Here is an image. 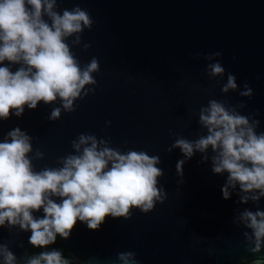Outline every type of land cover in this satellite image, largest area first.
I'll return each instance as SVG.
<instances>
[{
  "label": "water",
  "instance_id": "95a60500",
  "mask_svg": "<svg viewBox=\"0 0 264 264\" xmlns=\"http://www.w3.org/2000/svg\"><path fill=\"white\" fill-rule=\"evenodd\" d=\"M76 6L89 12L93 24L79 34V44L72 43L74 36L66 43L81 68L98 60L96 83L85 85L74 111L64 110L57 98L0 120V142L17 127L26 132L36 171L62 167L63 157L79 154L73 141L81 134L103 140L99 148L146 151L159 157L162 191L147 213L131 208L127 218L106 217L98 230L77 221L68 239L57 236L69 260L123 264L119 254L131 252L129 264H264V246L251 251L254 237L242 219L246 210L264 211V196L243 203L241 197L259 191L244 193L237 184L225 200L228 173L213 172L211 147L191 158L172 147L179 137L207 135L199 113L213 99L250 122L259 121L256 131L264 132V0H57L54 11ZM217 61L225 69L222 75L211 74L209 65ZM11 67L15 71L20 65ZM228 74L235 76L237 88L223 92ZM245 85L250 97L241 95ZM58 107L60 117L53 120ZM33 215L42 218L43 209ZM30 235L19 225L0 227V246L14 254L16 264L31 258Z\"/></svg>",
  "mask_w": 264,
  "mask_h": 264
},
{
  "label": "clouds",
  "instance_id": "9594fccd",
  "mask_svg": "<svg viewBox=\"0 0 264 264\" xmlns=\"http://www.w3.org/2000/svg\"><path fill=\"white\" fill-rule=\"evenodd\" d=\"M56 6L57 0H0V65L8 62L0 66V120L13 114L20 117L25 106L35 109L39 102L50 104L57 98L64 110L74 111L73 103L81 97L85 85L96 83L92 74L99 71L98 60L93 58L81 68L66 43L74 36L72 43L79 44V34L91 29L89 12L76 6L61 14L54 11ZM89 47L84 45L85 50ZM11 65L20 67L13 71ZM209 68L212 75L225 73L218 61ZM236 88L235 76L228 74L222 91ZM245 88L248 90L241 95L250 97L251 89L247 85ZM60 114L61 109L54 108L50 118L55 120ZM199 123L207 129V135L196 140L179 137L172 147L179 148L187 158L211 147L215 153L213 172L228 173L222 188L225 200L230 198L229 189L237 184L244 193L259 191V196L241 197L243 203L264 196V132L256 131L259 121L250 122L248 116L213 99L200 109ZM31 140L17 127L0 142V227L7 222L9 227L19 225L21 230L30 231L28 242L34 248L55 244L57 236L68 239L77 221L86 223L90 230H98L108 216L127 218L131 208L147 213L161 199L162 190L157 187V177L162 175L156 167L158 156L146 151L129 150L122 154L109 147L99 148L105 143L103 140L98 142L95 136L81 134L78 142L73 141L79 154L63 157L62 167L36 171L28 155L33 150ZM42 155L37 152V157ZM183 163L178 161V172H182ZM41 209L43 217H35L33 213ZM242 219L254 237L251 251L259 253L264 246V211L246 210ZM0 255L3 264H16V257L6 246H0ZM133 255L121 253L119 259L129 264ZM27 264L71 261L53 249L31 257ZM131 264L137 262L133 260Z\"/></svg>",
  "mask_w": 264,
  "mask_h": 264
},
{
  "label": "trees",
  "instance_id": "16d2710c",
  "mask_svg": "<svg viewBox=\"0 0 264 264\" xmlns=\"http://www.w3.org/2000/svg\"><path fill=\"white\" fill-rule=\"evenodd\" d=\"M53 249H56V250L61 251L63 253L64 258L69 259L67 257V255H66V249H65L64 245L59 240H57L55 244L50 245V246H48L46 248H40V249H36L35 248V249H32V251H31V257H33L35 255H38L40 252L51 251ZM71 264H75V263H73L71 261Z\"/></svg>",
  "mask_w": 264,
  "mask_h": 264
}]
</instances>
